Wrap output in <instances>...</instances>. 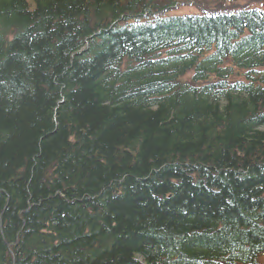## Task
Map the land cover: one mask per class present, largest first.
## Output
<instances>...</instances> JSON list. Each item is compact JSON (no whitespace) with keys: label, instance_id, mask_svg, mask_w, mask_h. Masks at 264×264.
<instances>
[{"label":"trees","instance_id":"obj_1","mask_svg":"<svg viewBox=\"0 0 264 264\" xmlns=\"http://www.w3.org/2000/svg\"><path fill=\"white\" fill-rule=\"evenodd\" d=\"M151 3L0 0V264L264 246V15ZM188 67L217 81L182 83Z\"/></svg>","mask_w":264,"mask_h":264},{"label":"rangeland","instance_id":"obj_2","mask_svg":"<svg viewBox=\"0 0 264 264\" xmlns=\"http://www.w3.org/2000/svg\"><path fill=\"white\" fill-rule=\"evenodd\" d=\"M178 2L181 3V6L178 8L179 11L175 13H202L205 10L223 7L222 5L238 6L243 4H250L247 5L250 7L258 6L257 8L264 10V0H178Z\"/></svg>","mask_w":264,"mask_h":264}]
</instances>
